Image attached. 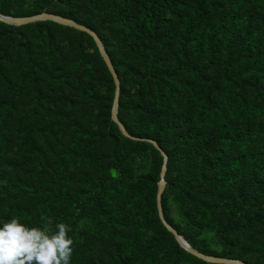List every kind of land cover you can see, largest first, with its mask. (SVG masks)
<instances>
[{
    "label": "rangeland",
    "instance_id": "374dc122",
    "mask_svg": "<svg viewBox=\"0 0 264 264\" xmlns=\"http://www.w3.org/2000/svg\"><path fill=\"white\" fill-rule=\"evenodd\" d=\"M108 1L109 10L95 11L89 5L90 0H0V10L12 17L63 13L87 23L99 33L116 65L120 83L124 80L120 94V99L123 95L125 100L122 120L133 129L138 79L129 71L132 66L128 55L130 36L118 16L131 17L141 0ZM227 12L232 11L227 9L213 16L214 22L222 28L228 27ZM54 31L62 48L61 57L48 50L47 26L33 25L15 30L0 25V36L12 37L18 48L32 44L39 49V60L73 75V82L62 88L53 82L44 86L46 97L33 109L37 96L31 84L20 76L24 64L14 59L6 60L0 51V69L5 67L10 72L9 79L0 81V172L12 173L15 179L36 190L33 196L23 197L24 200L21 196L12 197L5 211L14 207L27 209L31 218L27 223L33 227H42L43 217L51 219L53 225H69L74 256L107 261L112 248L130 238L142 244L153 239L154 252L146 264H196L177 253V243L158 230L144 192L149 182L146 186L143 184V190L139 188L142 193L137 205L140 213H132V224L125 229L112 231L98 215L100 206L92 202L81 219L74 223L65 219L68 206L57 195L60 186L69 187L71 195L79 198V193L86 189L83 175L87 174L90 183L105 189L98 203L110 207L111 212L115 206L124 205L127 191L137 193L132 184L139 177L157 181L158 188L162 163L153 152L154 147H140L120 140L119 128L113 121L111 125L109 117L112 120L115 84L101 66L95 44L88 34L66 26L54 28ZM169 48L167 44L157 43L151 53L169 55L165 54ZM141 67L145 69L144 64ZM20 130L27 131V142L36 152V167L42 166L48 173L49 160L56 165L67 163L66 173L60 180L53 176L35 178L30 172L9 170ZM166 141L168 143L169 139ZM164 147L170 158L169 161L167 158L162 201L169 219L205 254L244 260L247 264H264V188H261L264 185V142L246 150L247 155L235 174L227 175L222 171L217 176L202 169L195 156L173 151L169 144ZM5 148L12 152H6ZM71 149L83 154L86 162L92 161L91 169L85 166L75 171L66 158ZM203 183L209 185L204 187ZM216 184L219 188L207 195L205 190ZM131 211L134 212L132 208Z\"/></svg>",
    "mask_w": 264,
    "mask_h": 264
},
{
    "label": "trees",
    "instance_id": "16d2710c",
    "mask_svg": "<svg viewBox=\"0 0 264 264\" xmlns=\"http://www.w3.org/2000/svg\"><path fill=\"white\" fill-rule=\"evenodd\" d=\"M89 5L95 11L110 9L108 0H90ZM227 9L232 12H227L228 27L222 28L221 24L214 22L213 16ZM0 13L9 16L2 10ZM57 15L68 17L63 13ZM118 19L128 29V55L132 59L129 71L138 79L136 106L132 113L133 129H129V125L122 120L125 109L123 95L118 108L119 119L127 132L135 138L158 143L168 161L170 155L164 144H169L173 151L195 156L202 169L216 173V176L222 171L227 175L235 174L247 155L246 150L264 142V0H141L131 17L120 14ZM0 25L15 30L45 25L50 54L60 57L63 55L54 31V28H61L63 25L39 22L11 26L1 21ZM68 28L88 34L94 42L89 33ZM97 34L101 38V35ZM157 43L169 45L170 48L165 54H170H152L151 50ZM0 47L3 48L0 51L6 60L14 59L24 64L20 76L23 81L31 84L37 96L33 109L46 97L43 87L49 82L61 88L73 82V75L65 74L62 68H52L47 62L39 60V49L32 44L18 48L12 37L3 34L0 36ZM105 48L107 50V47ZM95 49L101 66L112 79L96 44ZM110 58L116 69L113 58ZM142 64L145 69L141 67ZM9 73L5 67L0 69V81L9 79ZM123 84L124 80L121 79V86ZM109 121L114 125L111 117ZM78 128L81 130V127ZM135 132L139 134L136 135ZM117 135L128 144L153 147L144 142L132 143L134 141H128L120 131ZM18 138L14 154L12 153L14 158L8 166L11 172H30L35 178L53 176L55 180H60L66 173V162L56 165L49 160L48 173L42 166L36 167L37 156L27 142V131L20 130ZM166 138L169 139L168 143ZM5 150L11 151L9 148ZM153 152L158 156L160 163H163L160 153L155 148ZM66 158L71 161L75 171H81L85 166L91 169L92 161L86 162V157L80 152L68 150ZM11 174L0 172V227L13 218H20L22 223L31 228L33 226L27 223L31 219L27 209L14 207L5 211L12 197H30L36 193L34 188L21 183ZM83 180L86 189L79 193V198L71 195L69 187L60 186L58 189L60 201L68 206L64 215L68 223L81 219L92 202L100 206L98 215L112 231L127 228L132 224V213H140L137 205L139 206L138 200L142 193L139 188L143 190V184L149 182L144 192L153 221L160 232L175 241L161 225L157 215V181L139 177L135 184H132L137 193L135 194V190L127 191L124 205L115 206L110 212V207L98 203L99 195L105 193V189L90 183L91 178L87 174L83 175ZM219 186L211 185L205 190L206 194L209 195ZM261 188H264V185ZM161 205L163 216L169 225L195 250L203 253L195 241L169 219L162 200ZM233 205L236 207V204ZM51 227L56 230L55 225L51 224ZM152 244L153 239L142 244L135 238H130L124 244L114 246L107 261L73 255L70 264H146L154 252ZM175 248L177 253L195 261L196 264H206L181 249L178 243ZM242 262L246 263L244 260Z\"/></svg>",
    "mask_w": 264,
    "mask_h": 264
},
{
    "label": "clouds",
    "instance_id": "9594fccd",
    "mask_svg": "<svg viewBox=\"0 0 264 264\" xmlns=\"http://www.w3.org/2000/svg\"><path fill=\"white\" fill-rule=\"evenodd\" d=\"M42 227H28L13 218L0 227V264H70L73 239L71 227L64 223L51 227L52 221L42 218Z\"/></svg>",
    "mask_w": 264,
    "mask_h": 264
},
{
    "label": "water",
    "instance_id": "95a60500",
    "mask_svg": "<svg viewBox=\"0 0 264 264\" xmlns=\"http://www.w3.org/2000/svg\"><path fill=\"white\" fill-rule=\"evenodd\" d=\"M0 21L9 25H14V26H23V25H28V24H33V23H38V22H55L57 24L74 28L76 30L80 31H85L90 34L92 39L94 40L98 52L100 54V57L102 61L104 62L110 76L112 77L114 84H115V98H114V103H113V109H112V121L117 125L119 128L121 134L123 137L130 141L134 142H144L152 145L156 151H158L160 154V157L162 158V167L159 175V183H158V188H157V194H156V209H157V215L159 218V221L161 225L164 226V228L174 237L175 241L178 243V245L186 251L188 254L192 255L196 259L206 263V264H246L242 261L238 260H232V259H226V258H220V257H214L210 255H205L203 253H200L199 251L195 250L180 234L174 229L169 223L167 222L166 218L163 216L162 212V205H161V200H162V195L164 193L165 189V175H166V166H167V156L163 152L162 148L158 145V143L152 141V140H146V139H138L133 136H131L127 130L125 129L124 125L119 119L118 115V108H119V103H120V94H121V83H120V78L119 75L114 67V64L102 42L98 34L92 29L91 26L88 24L72 18V17H66L62 15H57V14H50V13H42V14H37L33 16H25V17H12V16H7L2 13H0Z\"/></svg>",
    "mask_w": 264,
    "mask_h": 264
}]
</instances>
